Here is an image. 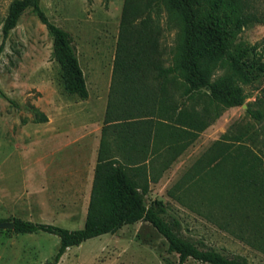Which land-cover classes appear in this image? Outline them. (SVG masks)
<instances>
[{
	"label": "trees",
	"instance_id": "obj_1",
	"mask_svg": "<svg viewBox=\"0 0 264 264\" xmlns=\"http://www.w3.org/2000/svg\"><path fill=\"white\" fill-rule=\"evenodd\" d=\"M29 8L54 38V56L62 67L65 90L81 100L89 99L74 37L50 19L41 0L11 2L2 27L4 39ZM154 9L158 14L166 10L179 28L170 65L164 63L161 25ZM254 24L264 25V15L254 0H146L140 11L129 5L120 24L84 226L69 229L14 218L17 232H47L60 238L59 249L47 264H58L70 247L116 234L125 225L143 220L166 238L168 251L179 255V264L189 258L205 264H250L245 256H228L186 237L181 221L169 213L166 202L158 198L148 201L149 179L141 183L135 177L143 168L152 175L156 171L149 173L147 165H139L136 171L130 164H143L150 154V163L163 159L169 166L224 110L246 102L245 86L264 80V38L253 44L241 38ZM2 50L3 46L0 64ZM256 103L263 108L249 107L248 111L257 121H264V98H257ZM48 120L45 113L35 119ZM110 125L119 130L117 143L124 149L125 162L106 153ZM253 127H232L223 133L190 168L188 178L185 175L167 193L180 202L188 201L190 208L197 201H206L210 216L223 217L221 227L239 224L264 236V145L261 148L255 143ZM135 153L144 155L139 160Z\"/></svg>",
	"mask_w": 264,
	"mask_h": 264
},
{
	"label": "rangeland",
	"instance_id": "obj_2",
	"mask_svg": "<svg viewBox=\"0 0 264 264\" xmlns=\"http://www.w3.org/2000/svg\"><path fill=\"white\" fill-rule=\"evenodd\" d=\"M12 1L0 0V221L22 218L82 228L88 207L81 193L67 189L62 159L68 149L62 135L69 122L90 123L94 130L100 127L97 118L108 99L123 14L129 5L140 11L146 0H41L50 19L74 37L90 91L88 101L65 90L62 67L54 56V38L31 8L4 39L2 27ZM254 1L264 15V0ZM154 11L161 25L164 63L170 65L179 28L166 10ZM241 38L252 44L262 41L264 25L247 27ZM245 89L249 94L245 106L227 108L201 134L191 164L232 127L254 125L255 143L263 147L264 121L253 118L248 109L263 108L256 99L264 98V80ZM39 113L48 115L49 120L36 122ZM170 187L171 182L166 188L153 185L148 201L163 195L186 237L228 256H245L250 264H264V236L239 224L221 227L223 217L210 216L206 201L193 203L194 208L178 204L167 193ZM59 246L55 234L0 229V264H47ZM58 264H179V255L170 253L166 238L143 220L125 225L116 234L70 247ZM185 264L205 263L189 258Z\"/></svg>",
	"mask_w": 264,
	"mask_h": 264
},
{
	"label": "crops",
	"instance_id": "obj_3",
	"mask_svg": "<svg viewBox=\"0 0 264 264\" xmlns=\"http://www.w3.org/2000/svg\"><path fill=\"white\" fill-rule=\"evenodd\" d=\"M107 101L108 99L103 104V110L98 114L97 121L100 123V127L94 130L90 123L69 122L65 125L66 133L62 135V138L67 141L68 149L66 157L62 159L63 168L67 173V189L70 192L76 189L78 193H81L87 207L90 201L95 167L101 146ZM112 125L109 126L106 135L107 140L109 141V146L106 148V153L108 156L117 157L125 162V158H123V155L125 154L124 149H120L117 143L119 130H117ZM209 129L210 126L206 130ZM197 140L189 145L169 166H167L163 159L154 160L152 163H150L152 157L150 154L143 164H130V167L136 171L139 170L137 169L139 165H147L149 173L150 170L153 169L156 171L154 175H152L146 173L145 168H143L144 172L140 174L137 173L135 176L136 179L141 183H146V181L149 179L150 193L153 185H164L166 188L170 182L173 186L180 179H183L185 175L188 178V172L194 165V163L191 164V162L193 160ZM135 155V157L140 160L144 154H140V156H138L139 153H135ZM185 185L187 186L188 182ZM163 198L165 199V197L161 195L158 199L163 200ZM154 199H156V195ZM175 201H177L178 204H183L186 207H189L188 201L180 202L177 199H175Z\"/></svg>",
	"mask_w": 264,
	"mask_h": 264
},
{
	"label": "water",
	"instance_id": "obj_4",
	"mask_svg": "<svg viewBox=\"0 0 264 264\" xmlns=\"http://www.w3.org/2000/svg\"><path fill=\"white\" fill-rule=\"evenodd\" d=\"M245 106V104H243ZM15 222L14 220H4L0 222V229H14Z\"/></svg>",
	"mask_w": 264,
	"mask_h": 264
}]
</instances>
